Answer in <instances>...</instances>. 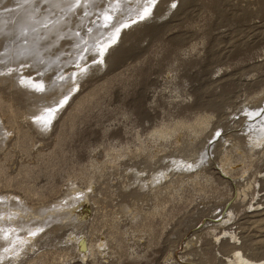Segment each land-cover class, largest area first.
<instances>
[{"label":"rangeland","instance_id":"374dc122","mask_svg":"<svg viewBox=\"0 0 264 264\" xmlns=\"http://www.w3.org/2000/svg\"><path fill=\"white\" fill-rule=\"evenodd\" d=\"M158 1L75 85L81 3L60 38L67 0H0V230L36 238L17 264L264 262V0Z\"/></svg>","mask_w":264,"mask_h":264},{"label":"bare ground","instance_id":"6f19581e","mask_svg":"<svg viewBox=\"0 0 264 264\" xmlns=\"http://www.w3.org/2000/svg\"><path fill=\"white\" fill-rule=\"evenodd\" d=\"M156 1L157 0H132L131 2H129V4H127V7L124 6L122 8L123 13L120 15L119 18L116 19L115 17H113V14H116L118 12L115 9V7L118 4L113 3L112 0L111 1L109 0V2L107 3V5L110 6L112 9H108L107 8L104 11H101L99 13L98 12H94V10L92 8H89V7H91L93 0H67V2L64 3V4H68L69 5L67 9H64L63 11L58 10V9H54L55 10L54 15H52V10L53 9H50L48 11L49 13L46 14V15H48V17H47L46 20L43 21L44 24H43L42 27L45 28V30H46V32L48 34L51 31H53V30L59 31L58 32L59 37L63 38L62 35L65 36L66 33L61 31V29H63L62 25L67 20L66 18H63V16L65 14L69 13L71 11V9L73 7H75L77 4L81 3V7H83V8L81 10L79 9L80 12H78V8H76V9L73 10V12L70 13V15H72V16H73L74 12H77V14H79V17L78 18L76 17V20H75V21H79V26L76 27V25H74L73 28L76 31L78 29H82V31L79 32V37L77 35V32H75L74 36L77 39L76 42L79 43L82 40L86 41V43L83 44L82 46L81 45L76 46V48L80 50L79 53L82 56L84 54L86 56L84 60L81 59V61H79V59H77V61H79V65L82 64V66L79 67V69L71 77L72 80L75 79V83L74 84L76 85V84L79 83V77L81 76L80 74L84 70L88 69L89 67H91V66H93V65H95L97 63V62H92L95 58L94 57L93 58L89 57V54L91 55V52L95 51L96 52V56L98 55L99 58L102 59L104 51L107 50L111 46L110 45L111 42L115 41L118 38L119 35H120V39L124 38L125 34L128 32V29L125 28L124 26L131 22L130 19L134 18V17L138 18L140 15H143L146 12L148 14L151 13L150 11L152 9V6L155 4ZM162 1L163 0H161V1L159 0L156 3L155 9H154L153 12H156L157 10H159L161 8V5L163 3ZM57 2L60 4L59 7L64 5V4L61 5V0H57ZM84 4H86V5H84ZM84 11H85V13H83ZM58 12H59V14H58ZM92 12H93V17L90 19V15H91ZM42 19H44V18H42ZM113 19H114L115 22L112 25L107 26V27L104 26V24L106 22H111ZM41 22H42V20H41ZM39 24H41V23H39ZM122 28H124V29H122ZM106 34H107V36H106ZM94 38H97V39L98 38H102L101 41L96 42V44L99 45L98 46L99 47L98 50H96L97 48H95L93 46L95 44L94 43ZM37 41H38V39H37ZM34 44H35V42H34ZM89 44H91L90 47H88ZM21 48H22V46H21ZM27 48H28V46H27ZM104 58L106 59V57H104ZM75 69L76 68L74 66L71 68V70H75ZM57 108L58 107L51 108L49 110V113H47L45 115H41L40 119L38 118L39 121L38 120L35 121V125L40 130L43 131V127H44V125H46V121L49 119V117L52 114H55ZM256 117H257L256 120H258V123H255V124L259 125V124H263L264 123V114L261 115V116L258 115ZM65 206H64V208H65ZM85 207H87V205ZM7 218L9 219V217H7ZM41 227H43V224L41 225ZM15 229H13L14 231H11L12 237H9L8 235H6L5 234L6 232L2 231V229L0 230V242H7L8 245H9V246H7L5 251H0V264H17L19 262L20 255H22L27 248H29L30 246H32L34 244V241L36 239L35 238V234H31V235L25 236V237L18 236V235H16L17 234V229L16 230ZM10 230H12V228ZM238 241L239 240L237 239V237L234 236V238L231 239V243L228 244V242H224L222 247L227 246V245L236 246L238 244ZM81 242L83 243V244L81 243V246L83 247L84 246V240H82ZM11 243H13V244H11ZM24 247H25V249H23ZM230 261H231L232 264H264V262L257 263L255 261H252L251 259L246 257L243 254L242 251H239V250L237 251V253L234 254V257ZM209 263L210 264H215V261L214 262L211 261Z\"/></svg>","mask_w":264,"mask_h":264},{"label":"snow or ice","instance_id":"6c2138e0","mask_svg":"<svg viewBox=\"0 0 264 264\" xmlns=\"http://www.w3.org/2000/svg\"><path fill=\"white\" fill-rule=\"evenodd\" d=\"M147 11V10H146Z\"/></svg>","mask_w":264,"mask_h":264}]
</instances>
